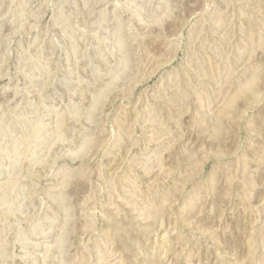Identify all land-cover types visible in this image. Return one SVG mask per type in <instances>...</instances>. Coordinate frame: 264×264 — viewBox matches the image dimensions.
I'll list each match as a JSON object with an SVG mask.
<instances>
[{
    "label": "rangeland",
    "instance_id": "1",
    "mask_svg": "<svg viewBox=\"0 0 264 264\" xmlns=\"http://www.w3.org/2000/svg\"><path fill=\"white\" fill-rule=\"evenodd\" d=\"M0 264H264V0H0Z\"/></svg>",
    "mask_w": 264,
    "mask_h": 264
}]
</instances>
